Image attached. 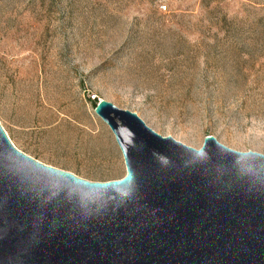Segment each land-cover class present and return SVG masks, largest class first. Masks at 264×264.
Masks as SVG:
<instances>
[{"label": "rangeland", "instance_id": "obj_1", "mask_svg": "<svg viewBox=\"0 0 264 264\" xmlns=\"http://www.w3.org/2000/svg\"><path fill=\"white\" fill-rule=\"evenodd\" d=\"M92 94L190 147L213 135L264 154V0H0L12 145L90 181L123 177Z\"/></svg>", "mask_w": 264, "mask_h": 264}, {"label": "water", "instance_id": "obj_2", "mask_svg": "<svg viewBox=\"0 0 264 264\" xmlns=\"http://www.w3.org/2000/svg\"><path fill=\"white\" fill-rule=\"evenodd\" d=\"M126 173L90 181L0 125V264H264V154L162 136L104 99Z\"/></svg>", "mask_w": 264, "mask_h": 264}, {"label": "trees", "instance_id": "obj_3", "mask_svg": "<svg viewBox=\"0 0 264 264\" xmlns=\"http://www.w3.org/2000/svg\"><path fill=\"white\" fill-rule=\"evenodd\" d=\"M88 102L90 103V105L95 107L98 102L97 96L93 100H90V97H88Z\"/></svg>", "mask_w": 264, "mask_h": 264}, {"label": "built area", "instance_id": "obj_4", "mask_svg": "<svg viewBox=\"0 0 264 264\" xmlns=\"http://www.w3.org/2000/svg\"><path fill=\"white\" fill-rule=\"evenodd\" d=\"M162 9H165V6H160ZM96 97V95L92 94L90 95V100H93ZM97 99L99 100V98L97 97Z\"/></svg>", "mask_w": 264, "mask_h": 264}]
</instances>
